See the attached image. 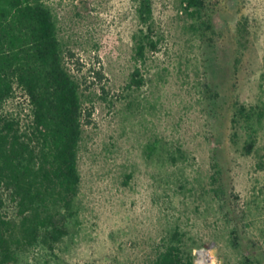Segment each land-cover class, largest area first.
Here are the masks:
<instances>
[{
  "label": "rangeland",
  "instance_id": "1",
  "mask_svg": "<svg viewBox=\"0 0 264 264\" xmlns=\"http://www.w3.org/2000/svg\"><path fill=\"white\" fill-rule=\"evenodd\" d=\"M45 1L89 113L81 188L68 233L13 264H153L170 243L264 264V0H205L212 29L186 0H153L144 62L138 0ZM1 110L30 117L20 88Z\"/></svg>",
  "mask_w": 264,
  "mask_h": 264
},
{
  "label": "trees",
  "instance_id": "2",
  "mask_svg": "<svg viewBox=\"0 0 264 264\" xmlns=\"http://www.w3.org/2000/svg\"><path fill=\"white\" fill-rule=\"evenodd\" d=\"M141 28L133 35L135 59L157 50L153 0H138ZM186 9L203 18L205 0H186ZM207 28L210 21L202 19ZM52 7L45 0H0V264L67 233L80 194L79 154L86 111L81 82L67 63ZM139 67L132 82L141 85ZM23 90L29 119L1 108ZM249 109L239 114L250 118ZM25 122V123H24ZM251 137L248 153L255 146ZM153 264H194L192 251L168 244Z\"/></svg>",
  "mask_w": 264,
  "mask_h": 264
},
{
  "label": "built area",
  "instance_id": "3",
  "mask_svg": "<svg viewBox=\"0 0 264 264\" xmlns=\"http://www.w3.org/2000/svg\"><path fill=\"white\" fill-rule=\"evenodd\" d=\"M194 264H220L211 246H204L194 252Z\"/></svg>",
  "mask_w": 264,
  "mask_h": 264
}]
</instances>
